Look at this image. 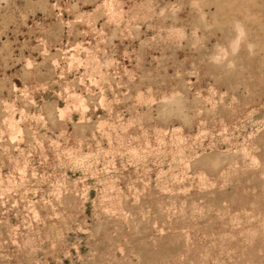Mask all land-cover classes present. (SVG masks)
<instances>
[{"label":"rangeland","instance_id":"rangeland-1","mask_svg":"<svg viewBox=\"0 0 264 264\" xmlns=\"http://www.w3.org/2000/svg\"><path fill=\"white\" fill-rule=\"evenodd\" d=\"M0 264H264V0H0Z\"/></svg>","mask_w":264,"mask_h":264}]
</instances>
